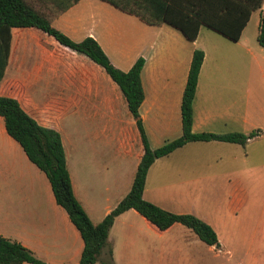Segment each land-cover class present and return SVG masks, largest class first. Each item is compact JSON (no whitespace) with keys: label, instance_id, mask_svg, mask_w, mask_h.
Masks as SVG:
<instances>
[{"label":"crops","instance_id":"0c3cea01","mask_svg":"<svg viewBox=\"0 0 264 264\" xmlns=\"http://www.w3.org/2000/svg\"><path fill=\"white\" fill-rule=\"evenodd\" d=\"M34 7L70 39H94L121 71L142 58L138 118L150 148L181 133L180 100L194 49L203 57L191 131L255 133L244 144L186 142L146 171L142 198L197 216L213 229L215 244L179 223L160 230L127 209L114 218L92 264H101L108 248L113 264H204V255L230 250V213L240 214L244 232L253 224L249 239L264 236V47L256 40L262 7L250 12L237 40L204 25L188 40L166 23L146 24L103 0H76L62 11L43 2ZM0 96L14 98L37 124L59 134L72 193L91 223L99 222L129 190L143 152L118 86L84 54L34 27H13ZM0 236L47 264H76L82 249L45 174L6 133L1 117Z\"/></svg>","mask_w":264,"mask_h":264},{"label":"trees","instance_id":"16d2710c","mask_svg":"<svg viewBox=\"0 0 264 264\" xmlns=\"http://www.w3.org/2000/svg\"><path fill=\"white\" fill-rule=\"evenodd\" d=\"M76 0H0V81L7 63L10 43V29L13 27H34L59 44L84 54L99 65L118 86L125 98L127 108L138 128L143 152L135 168L127 193L96 224L91 223L83 208L72 193L66 169L64 152L59 134L50 128L37 124L26 114L18 102L11 97L0 96V117L6 133L21 147L26 157L46 176L56 204L64 209L68 219L78 231L82 249L76 264H92L99 261V254L106 245L108 230L114 218L127 209H134L158 229L163 230L173 223L190 229L196 237L207 245L216 243V235L209 224L191 213L166 211L142 198L146 171L158 157L189 141L219 140L244 144L254 132L214 134L191 131L192 101L197 75L203 53L194 49L190 58L187 76L180 100L181 133L166 140L156 148L148 146L140 120L138 106L143 93L139 74L142 58H137L130 68L121 71L115 68L97 42L91 37L75 41L53 27L39 12L35 3H49L57 11H62ZM110 5L135 15L146 24L166 23L178 29L182 35L193 40L200 25H204L231 40H237L246 24L250 12L261 8L257 43L264 47V0H103ZM101 264H113L108 248ZM0 264H47L34 257L18 242L0 236Z\"/></svg>","mask_w":264,"mask_h":264},{"label":"rangeland","instance_id":"374dc122","mask_svg":"<svg viewBox=\"0 0 264 264\" xmlns=\"http://www.w3.org/2000/svg\"><path fill=\"white\" fill-rule=\"evenodd\" d=\"M33 1V0H30ZM222 193L219 194L218 199L223 200L221 197ZM224 194V192H223ZM228 224L232 228V241L231 248L229 251L218 250L216 256L210 257L211 254L204 255V264H264V236L262 233H257L255 238H250L248 232L251 231L249 228L244 232L243 223L240 214L230 213L227 216ZM256 217V215L254 216ZM255 219L253 218V223ZM251 241L250 245L249 242ZM248 245L250 248H248ZM184 263V262H181Z\"/></svg>","mask_w":264,"mask_h":264}]
</instances>
